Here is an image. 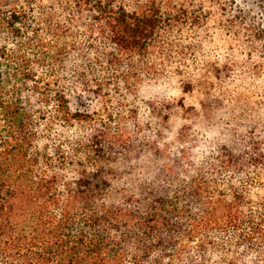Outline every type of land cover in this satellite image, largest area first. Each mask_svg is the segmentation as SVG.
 <instances>
[{
    "label": "trees",
    "instance_id": "1",
    "mask_svg": "<svg viewBox=\"0 0 264 264\" xmlns=\"http://www.w3.org/2000/svg\"><path fill=\"white\" fill-rule=\"evenodd\" d=\"M234 5L0 0V264H264V16Z\"/></svg>",
    "mask_w": 264,
    "mask_h": 264
},
{
    "label": "rangeland",
    "instance_id": "2",
    "mask_svg": "<svg viewBox=\"0 0 264 264\" xmlns=\"http://www.w3.org/2000/svg\"><path fill=\"white\" fill-rule=\"evenodd\" d=\"M240 6L241 8L245 9V8H251V10L253 11V15L256 14L259 17L264 16V3L260 0H235V7ZM237 37V36H236ZM238 38V37H237ZM238 40L241 39L238 38ZM236 43L235 39L231 38L230 42L228 44V46L234 45ZM147 86H143L142 90L147 92L148 88H146Z\"/></svg>",
    "mask_w": 264,
    "mask_h": 264
}]
</instances>
